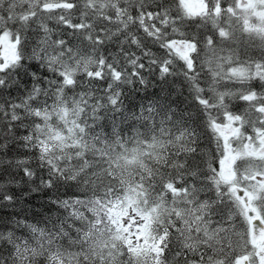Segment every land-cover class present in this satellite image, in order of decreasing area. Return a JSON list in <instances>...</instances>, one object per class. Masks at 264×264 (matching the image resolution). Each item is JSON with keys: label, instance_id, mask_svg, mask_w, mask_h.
<instances>
[{"label": "snow or ice", "instance_id": "obj_1", "mask_svg": "<svg viewBox=\"0 0 264 264\" xmlns=\"http://www.w3.org/2000/svg\"><path fill=\"white\" fill-rule=\"evenodd\" d=\"M0 264H264V0H0Z\"/></svg>", "mask_w": 264, "mask_h": 264}, {"label": "trees", "instance_id": "obj_2", "mask_svg": "<svg viewBox=\"0 0 264 264\" xmlns=\"http://www.w3.org/2000/svg\"><path fill=\"white\" fill-rule=\"evenodd\" d=\"M153 51L157 52V55H159L160 53L157 51L156 48H153ZM177 83H179V81H177ZM150 91H158V89H151ZM15 94V93H14ZM144 95L143 93H140L138 95L133 96L131 93H129V96L125 99V103H129L130 101L134 104H138L140 102V96ZM184 96H187V90L185 89L184 91ZM181 100H183V97H181ZM187 104L182 103L181 107H186ZM246 105L243 102H235L232 106V111L236 112V113H241L245 110ZM193 111V116L195 117V111L194 109ZM63 191V190H61ZM42 195L46 196L47 194H34L33 197H31L28 200L29 205H31V209L30 210H35L38 208H41V206L45 203L44 199H42ZM5 212H7V210H5Z\"/></svg>", "mask_w": 264, "mask_h": 264}]
</instances>
